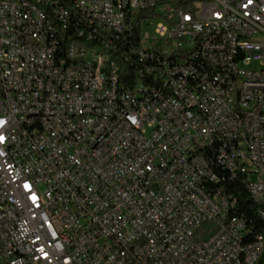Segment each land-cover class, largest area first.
<instances>
[{"label":"built area","instance_id":"obj_1","mask_svg":"<svg viewBox=\"0 0 264 264\" xmlns=\"http://www.w3.org/2000/svg\"><path fill=\"white\" fill-rule=\"evenodd\" d=\"M50 1L0 0V264H264L209 155L264 207V0Z\"/></svg>","mask_w":264,"mask_h":264},{"label":"trees","instance_id":"obj_2","mask_svg":"<svg viewBox=\"0 0 264 264\" xmlns=\"http://www.w3.org/2000/svg\"><path fill=\"white\" fill-rule=\"evenodd\" d=\"M56 27H65V21H62L58 16L53 19ZM78 41H87L88 43H99L102 45V38L91 36L88 32H77ZM113 58L117 63H130V56L127 53H120V50H113ZM159 75H156V71L149 70L148 68L142 67H129L125 69V79L131 81H139L143 83L144 86H153L154 84H159ZM157 77V78H156ZM220 174L228 176L231 178H237L233 182L232 191L237 198L236 212L243 214L250 221V227L252 231L256 234H260L264 238V220L261 214V208L257 203H255L248 192L246 186V180L241 179L244 174L241 172H236L234 175H229L226 171L220 169ZM262 259H264V251L262 253Z\"/></svg>","mask_w":264,"mask_h":264},{"label":"bare ground","instance_id":"obj_3","mask_svg":"<svg viewBox=\"0 0 264 264\" xmlns=\"http://www.w3.org/2000/svg\"><path fill=\"white\" fill-rule=\"evenodd\" d=\"M24 4H26L28 7L37 8L38 12H45L46 17H52V21L53 19H56L57 16L62 21H65L66 17L63 16L61 12L55 11V9L52 8L50 0H24ZM93 45H95V47H102V45L99 43H95ZM236 51H245V43H236ZM158 79V93L165 95V97L168 98V101L178 104L180 108H182V111L187 113L196 112V103H193V101L186 98L184 93L171 85L170 82L164 80V75H159ZM209 155L213 157V161H217V169L226 171L230 176L234 175L236 172H241L244 174V170H241L240 168H232L229 163L223 161V152L219 151V149L216 148V145H209ZM246 186L252 200L260 206L262 218L264 220V207L262 201H260L259 198L256 197V194H254L251 180H246Z\"/></svg>","mask_w":264,"mask_h":264},{"label":"rangeland","instance_id":"obj_4","mask_svg":"<svg viewBox=\"0 0 264 264\" xmlns=\"http://www.w3.org/2000/svg\"><path fill=\"white\" fill-rule=\"evenodd\" d=\"M159 21H161L160 18H157V19H155L153 22H154V23H157V22H159ZM251 67H254V64H253V63H252L251 65H249L248 67H246V68H251Z\"/></svg>","mask_w":264,"mask_h":264}]
</instances>
